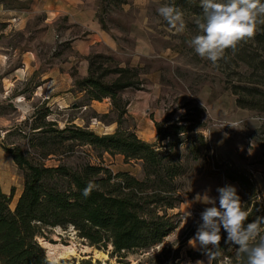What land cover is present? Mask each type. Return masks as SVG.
<instances>
[{
    "label": "rangeland",
    "instance_id": "374dc122",
    "mask_svg": "<svg viewBox=\"0 0 264 264\" xmlns=\"http://www.w3.org/2000/svg\"><path fill=\"white\" fill-rule=\"evenodd\" d=\"M162 4H173L183 13L186 30L182 34H173L158 15ZM202 12L199 0H0V185L8 193L14 187L11 210L22 188V171L4 147H19L30 161L46 166L78 171L92 164L112 173L127 171L138 179L144 177L141 161L89 145L56 137L47 142L49 150L40 147L54 133L33 132L42 120L54 123L46 125L47 130L76 126L98 135L112 134L117 128L133 130L182 166L173 180L181 201L168 210L177 226L159 245L117 255L111 253V246L89 245L72 226L47 227L37 241L50 264H195L197 260L207 264L188 240L200 212L209 206L202 196L205 190L210 189L209 196L215 198L216 188L225 184L236 187L242 208L252 213L249 221L264 215V103L258 102L256 94L255 108L239 107L234 92L264 91L260 68L264 25H258L252 39L235 50L227 49L218 66H213L189 45L199 34L195 21L203 19ZM92 25L108 34L110 46ZM140 30L149 43L146 55L135 54L133 35ZM90 58L102 69L118 65L137 70L136 88L120 93L122 101H128L122 117L109 98L89 100L78 88L76 82L88 75ZM46 110L48 115L42 117ZM155 122L170 137L160 141ZM229 122H236L238 130L225 125ZM169 126L192 130L175 133ZM47 151L50 154L44 156ZM232 171L244 174L252 188L244 190L229 179ZM187 208L192 217L185 224L182 217ZM219 250L218 264L231 261L225 251L236 257L231 246Z\"/></svg>",
    "mask_w": 264,
    "mask_h": 264
},
{
    "label": "trees",
    "instance_id": "16d2710c",
    "mask_svg": "<svg viewBox=\"0 0 264 264\" xmlns=\"http://www.w3.org/2000/svg\"><path fill=\"white\" fill-rule=\"evenodd\" d=\"M94 65L90 58L88 75L76 82L78 88L87 94L89 100L109 98L112 109L122 117L128 101H122L120 93L126 88H136L137 70L118 65L102 69ZM260 68L264 71V59L260 61ZM112 74L115 77L111 81L104 80ZM252 90L242 95L234 89L239 107L255 108L258 102L264 103V91ZM256 94L260 96L258 102L255 101ZM47 115L48 110L42 117ZM46 125L54 123L42 120L32 127L34 133L54 132L45 137L40 147L49 150L47 142L54 141L56 137L89 145L111 155L120 154L125 160L141 161L144 177L138 179L127 171L112 173L92 164H84L78 171L63 165L46 166L30 161L19 147H4L22 171V190L11 210L9 204L14 196V187L7 194L0 185V264H50L37 241L47 227L72 226L89 245L103 249L111 246V253L117 255L148 251L176 228V221L168 210L181 201L173 180L181 174L182 166L172 161L168 152L158 149L155 143L141 140L133 130L117 128L112 134L98 135L76 126L47 130ZM155 127L160 141L170 137L168 131L161 133L159 122H155ZM168 128H174L175 133L192 130ZM32 146L36 147L35 144ZM49 154L47 151L44 156ZM227 177L238 182L244 190L252 188L250 180L239 171H232ZM113 179L122 183H113ZM89 181L99 185V189L85 198L82 190ZM251 214L249 212L248 222H251ZM224 238L225 233L222 240ZM220 248L225 250L226 246L221 245ZM224 254L235 264V256L226 251ZM217 259L212 264H218ZM165 264L178 263L169 261Z\"/></svg>",
    "mask_w": 264,
    "mask_h": 264
},
{
    "label": "clouds",
    "instance_id": "9594fccd",
    "mask_svg": "<svg viewBox=\"0 0 264 264\" xmlns=\"http://www.w3.org/2000/svg\"><path fill=\"white\" fill-rule=\"evenodd\" d=\"M199 5L203 9V19L195 21L199 34L191 38L189 45L199 57L209 60L213 66H218L227 49L235 50L239 43L252 39L258 25H264L262 0H199ZM156 11L173 34H182L186 30L183 13L173 4H162ZM225 125L238 130L236 122ZM112 182L122 183L116 179ZM98 189L99 185L89 181L82 195L87 198ZM209 191L205 190L202 195L209 206L200 212L195 233L189 238L188 245L200 251L206 257L207 264H212L220 256L223 229L226 233L224 245L235 248V264H264V215H256L248 222L249 213L242 208L237 189L231 184L217 187L218 196L215 198L209 196ZM261 206L264 207V204ZM189 208L182 217L185 224L192 217ZM260 210L257 207L256 211ZM185 264L192 262L186 261ZM195 264H205V261L197 260ZM228 264L233 262L229 261Z\"/></svg>",
    "mask_w": 264,
    "mask_h": 264
},
{
    "label": "crops",
    "instance_id": "0c3cea01",
    "mask_svg": "<svg viewBox=\"0 0 264 264\" xmlns=\"http://www.w3.org/2000/svg\"><path fill=\"white\" fill-rule=\"evenodd\" d=\"M94 26V27H93ZM139 29L143 30L142 29V26L137 25ZM92 28L96 31V33H98V36L104 41L106 42L107 44H111V38L108 36V34H106L101 28L99 25H92ZM141 30L139 31V34L136 32L135 35H133L134 37V41H135V54L137 55H146L145 53L148 54V50H149V43L147 41L146 38H143L142 37V34H141ZM112 46V45H111ZM96 101V100H94ZM3 187H1L2 189ZM21 190L22 188L20 189L19 191V194L21 193ZM3 191V189H2ZM4 193H7L8 194V190L5 189V191H3ZM18 194V196H19ZM17 196V198H18ZM17 200V199H16Z\"/></svg>",
    "mask_w": 264,
    "mask_h": 264
}]
</instances>
